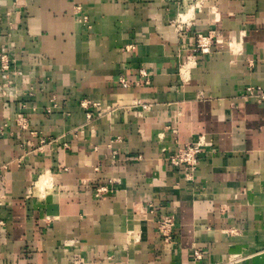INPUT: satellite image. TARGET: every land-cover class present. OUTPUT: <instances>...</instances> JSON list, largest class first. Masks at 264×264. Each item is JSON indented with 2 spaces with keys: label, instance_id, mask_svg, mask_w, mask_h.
Returning <instances> with one entry per match:
<instances>
[{
  "label": "crops",
  "instance_id": "obj_1",
  "mask_svg": "<svg viewBox=\"0 0 264 264\" xmlns=\"http://www.w3.org/2000/svg\"><path fill=\"white\" fill-rule=\"evenodd\" d=\"M13 7L0 0L15 74L0 92V264H264V101L245 91L264 88V0H28L6 15ZM180 13L183 32L171 24ZM199 33L219 42L194 55ZM85 99L115 109L88 118ZM134 100L152 107L138 116ZM198 141L194 172L170 162ZM159 210L175 217L171 244Z\"/></svg>",
  "mask_w": 264,
  "mask_h": 264
},
{
  "label": "built area",
  "instance_id": "obj_2",
  "mask_svg": "<svg viewBox=\"0 0 264 264\" xmlns=\"http://www.w3.org/2000/svg\"><path fill=\"white\" fill-rule=\"evenodd\" d=\"M27 0H14V6L15 8H20V9H24L26 8L25 6V2ZM84 21H87V16H85ZM171 24L175 27V29L178 32H183L186 31V29L188 28V26L190 25L189 23V19L186 18L182 13H180L178 15V17L174 18L171 21ZM216 42H219L218 37H213L211 34H197L196 37V41L194 43V46L191 47V50L193 52V54L197 55L198 53H209L212 50L213 44ZM1 56L2 59H4L6 56H8L7 53H2L1 52ZM0 69L4 70L5 72H9L10 74L12 73L11 69H12V65L10 64H3ZM141 72L144 75H147V73L144 70H141ZM13 81L10 79V81H6L3 86H8V85H12ZM121 84L123 86H127L129 83L126 80H121ZM1 84H0V88H1ZM246 94L248 96H253L256 99H258L260 102L264 101V88L261 86H249L246 88ZM81 105L86 108L88 110V118H92L93 117V112L91 110H89L90 107H96L98 110L99 115L101 114H107L108 112H113L114 111V107L110 106V105H103L101 103H97V102H91L88 99H85L81 102ZM132 107L134 108V112L140 116L144 111L150 110L152 105L150 103L144 102L142 100H134L132 102ZM54 107H57V104L55 103V99H52V104L49 106L48 110L52 111V109ZM120 108L124 109V106H119ZM18 120L20 122H23L22 124V128L26 129L28 127V122L27 119L21 115L18 114ZM2 132V131H1ZM33 134H35L36 132H32ZM40 142L45 145L47 140L46 138H41ZM43 145L39 146V147H43ZM203 149H202V142L198 141V142H190L187 143L183 146H181L180 148H178L177 150L171 152L168 155V158L170 160V162L174 165H179V166H184L187 173H192L194 172L199 164L200 161V157H201V153H202ZM111 189L107 186V185H101L95 188V194L98 197H102L105 196ZM31 193V192H30ZM26 197H29V195H27ZM148 206L150 208L151 212L155 211V202H153V199H151L150 201H148ZM156 222V226L158 229V232L163 236L164 238V242L167 244H171L173 242H175V237H174V229H175V224H176V220L175 217L172 214L166 213V212H162V211H157V218L155 220ZM193 255L195 256V258L197 259H201L203 256V252L201 250H194Z\"/></svg>",
  "mask_w": 264,
  "mask_h": 264
},
{
  "label": "rangeland",
  "instance_id": "obj_3",
  "mask_svg": "<svg viewBox=\"0 0 264 264\" xmlns=\"http://www.w3.org/2000/svg\"><path fill=\"white\" fill-rule=\"evenodd\" d=\"M28 1V0H27ZM27 1L24 3L25 4V6L27 7ZM26 11V8L24 9V7H23V9H20V8H15V6L11 9V10H9L8 11V13L6 14V15H8V16H12V15H15V14H21V13H24ZM9 26L11 27L12 25H11V23L9 22ZM10 34V33H9ZM2 53H7L8 54V56H6L4 59H2V56H1V53H0V67L3 65V64H5V63H7V64H10V65H12V63H13V57L11 56V54H10V52L9 51H2ZM0 71H1V73L5 76V80L3 81V83H0L1 84V88H0V92L2 93L3 92V94L4 95H7V94H5V91H8V87L9 86H11V85H8V86H3V84L6 82V81H10V79L14 82V79H13V77H14V71H12V69H11V71H12V73L10 74L9 72H5L4 70H2V69H0ZM13 84V83H12ZM21 115H23V114H21ZM22 124H23V122H20V121H18V125L22 128ZM4 125V127H5V124H3ZM28 127H29V124H28ZM27 127V128H28ZM2 130H4L2 127H1V124H0V133H2L3 131ZM2 131V132H1ZM5 167H7V166H5ZM44 182V181H43ZM43 182H41V186H42V189L43 188H46L47 186H43ZM101 186V185H100ZM32 187V186H31ZM31 192V193H30ZM0 193H1V184H0ZM27 195H29V197H26ZM33 195H34V191H33V189L32 188H28V189H26L25 190V192H24V199H25V203H26V207H27V210H28V212H30L31 211V209H32V202H31V200H30V198H32L33 197ZM2 200H1V196H0V207H1V205H2ZM5 225V221H4V219L0 216V229H1V227L2 226H4ZM78 264H81V263H78Z\"/></svg>",
  "mask_w": 264,
  "mask_h": 264
}]
</instances>
